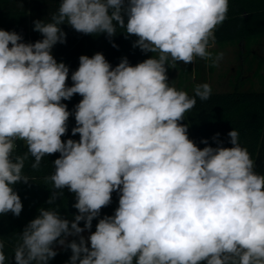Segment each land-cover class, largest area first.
<instances>
[{
	"label": "clouds",
	"instance_id": "1",
	"mask_svg": "<svg viewBox=\"0 0 264 264\" xmlns=\"http://www.w3.org/2000/svg\"><path fill=\"white\" fill-rule=\"evenodd\" d=\"M228 11L229 0H60L51 22L34 21L41 40L26 43L0 29V216L22 212L13 186L29 183L25 161L33 157L38 169L55 153L48 203L66 188L78 210L69 221L40 208L20 235L15 264H49L57 244L71 249L70 264H264V174L236 130L228 133L232 147L219 133L216 147L189 138L185 114L212 88L197 84L190 96L167 75L178 63L211 59ZM65 23L109 38L123 29L125 38L137 37L134 48L153 55L135 66L124 57L115 67L101 53L81 55L68 86L69 67L52 55L66 43ZM76 94L82 99L72 113L62 101ZM71 115L78 141L62 140ZM18 141L27 147L22 155H14ZM113 192L119 206L86 240L81 233ZM69 236L79 242L66 244ZM4 248L0 238V264L8 260Z\"/></svg>",
	"mask_w": 264,
	"mask_h": 264
},
{
	"label": "trees",
	"instance_id": "2",
	"mask_svg": "<svg viewBox=\"0 0 264 264\" xmlns=\"http://www.w3.org/2000/svg\"><path fill=\"white\" fill-rule=\"evenodd\" d=\"M60 0H0V29L15 31L22 35L23 42L34 43L43 37L34 31V21L41 20L51 22V15L59 7ZM127 17H125V21ZM66 33V43L56 44L52 49V55L57 62H64L69 67V77L66 81L72 86L71 74L79 67V57L87 55L90 58L101 53L105 59L115 67L122 58L126 57L129 63L135 66L151 57L152 53H143L138 47L134 48L135 36H128L123 29L117 28L116 35L109 38L106 34L86 35L76 32L67 23L61 25ZM264 39V0H229V11L224 24L215 32V44L225 45L258 43ZM115 44L118 47H113ZM262 62H259L261 67ZM190 96L194 92H187ZM82 97L74 95L70 100L62 101L70 112L74 113L75 105ZM197 103L192 110L185 114L182 123L188 125V135L201 149L206 145L202 140L208 141V146L216 147L217 143L212 139L219 133V140L224 147H232L228 133L236 130L239 133V143L247 148L255 163V171L264 174V89L260 91H235L233 93H211L206 101L196 98ZM74 115L68 121V132L62 137L66 141L71 138L79 140V134L72 136L71 129L75 127ZM14 155H22L27 151L23 141L17 142ZM59 153L46 155L38 169L31 167L34 158L29 157L25 161L23 174L29 177V183L22 182L14 185V190L21 197L23 209L19 217L11 212L0 216V238L5 244V254L8 257L6 264H15L14 249L20 243V235L26 225L39 215V209H52L57 211L62 218L73 221L78 210L74 208L75 194L63 189V196L49 204L53 195V187L46 177L54 173V160ZM119 206L118 192L112 193V202L101 209L99 217L92 221L91 232L100 218L111 216ZM84 227V222H80ZM78 238H70V243ZM58 245V244H57ZM90 248V243L87 244ZM55 258L49 264H70L71 249L66 246L61 252H57ZM203 264V262H202Z\"/></svg>",
	"mask_w": 264,
	"mask_h": 264
},
{
	"label": "rangeland",
	"instance_id": "3",
	"mask_svg": "<svg viewBox=\"0 0 264 264\" xmlns=\"http://www.w3.org/2000/svg\"><path fill=\"white\" fill-rule=\"evenodd\" d=\"M223 24L224 22L220 26ZM208 50L212 53L209 60L197 57L192 64L184 65L181 62L174 68L169 67V84L186 92H194L195 86L201 83H208L214 93L264 89V76L261 75L264 71V39L256 44L237 43L223 47L214 43ZM220 53L223 55L218 59ZM259 62H262L261 67ZM87 233L88 236L91 234ZM81 235L84 236V232Z\"/></svg>",
	"mask_w": 264,
	"mask_h": 264
},
{
	"label": "crops",
	"instance_id": "4",
	"mask_svg": "<svg viewBox=\"0 0 264 264\" xmlns=\"http://www.w3.org/2000/svg\"><path fill=\"white\" fill-rule=\"evenodd\" d=\"M261 75L264 76V71L262 72ZM87 230H88V229H87ZM87 232H90V233H91V230H89V231H84V236H85V239H86V240H87V237H88V233H87ZM72 238H78V239H79L78 236H73ZM67 240H69V238H67ZM67 240H66V241H67ZM88 243H90V242H88ZM63 247H64V246L55 245V246H54V250H56L57 252H61L62 249H63Z\"/></svg>",
	"mask_w": 264,
	"mask_h": 264
}]
</instances>
